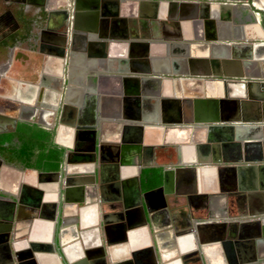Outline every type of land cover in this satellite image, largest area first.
Instances as JSON below:
<instances>
[{
	"label": "crops",
	"instance_id": "crops-1",
	"mask_svg": "<svg viewBox=\"0 0 264 264\" xmlns=\"http://www.w3.org/2000/svg\"><path fill=\"white\" fill-rule=\"evenodd\" d=\"M47 1V21L0 56V134L50 133L67 169L41 181L0 157V224L15 250L35 245L41 264H225L215 224L240 259L249 242L264 257V103L245 98L264 80V0ZM207 126L229 129L217 153ZM150 170L168 185L142 190L139 208L133 180ZM126 211L136 231L119 222ZM9 256L2 246L0 264Z\"/></svg>",
	"mask_w": 264,
	"mask_h": 264
},
{
	"label": "water",
	"instance_id": "water-1",
	"mask_svg": "<svg viewBox=\"0 0 264 264\" xmlns=\"http://www.w3.org/2000/svg\"><path fill=\"white\" fill-rule=\"evenodd\" d=\"M250 4V2H249ZM158 4H156V2H153V7H156ZM263 10L259 13L260 15H264V7L262 8ZM138 17L143 20L144 17L142 16V13H140V15L138 14ZM153 18H154V15H153ZM144 22L146 23V21L144 20ZM221 82V81H219ZM246 87H247V92H246V96L245 98H247L248 100H251L253 99V97L256 99H258L261 103H264V80L262 82H258V81H255L253 83H247L246 84ZM250 87H255L256 88V91L257 94L256 95H253L252 92H251V89ZM259 87H262V91H260ZM257 89H259L257 91ZM244 98V97H242ZM222 122V121H221ZM264 128V126H263ZM182 129H185L184 131L186 132V138L189 136V129L187 127L185 128H182ZM207 130V131H206ZM164 131V130H163ZM206 131L205 133H207V136H206V139H204V142L206 144L209 145V150L211 153H217L219 147L215 146L214 144H221V149H224L226 147V144L227 142H230L229 139L226 138V135H227V132L229 131V129H227L226 127H221V126H207L206 129H200L199 132H204ZM95 134L92 133L91 134V137H94ZM96 142V141H95ZM94 145H96V143H94ZM264 146V144H263ZM95 153V149H91V151H86V153L88 154L87 156H85L84 158L86 159H89V160H92L93 156H94V153ZM90 154H93L92 157L89 155ZM68 157L67 153L66 152H63L62 154V159H61V163H60V167H59V170L55 173H38V171L36 170H33L34 173H37L40 175V180L42 181V179H47L49 176H54V178L60 176V174L62 173V171L64 169H67L64 165H65V162H66V158ZM78 169V168H77ZM80 169V168H79ZM169 176L170 174H168V172L166 171H163L162 172V184L159 188L155 189V190H152V191H148V193L146 194H157V193H163V191H166V187L168 185V181H169ZM133 182L136 184V192H138V195L136 196L137 199H136V203H135V206L137 207H142V195L144 196L145 194H142L140 192V178H139V175L134 178ZM100 183L102 184L103 182L100 181ZM45 187H42L40 186V189H44ZM48 191H53V195H56L54 194L56 191H59L58 190V186L56 185H51L49 186L48 188ZM47 191V192H48ZM58 196V195H57ZM44 198H42L43 200L45 199V196H43ZM146 197V196H144ZM128 207H125V210H127ZM127 214L128 212L126 211L125 212V216L124 217H120V221L121 222V225L123 228H125L127 231L131 232V231H136V229L138 228V226H133L131 224H129L127 221ZM124 218L126 220H124ZM106 225V224H104ZM207 226V225H206ZM205 226V228H206ZM209 227V230H212L210 229V227H213L214 230L213 231H216L215 233V240L218 241L217 244H215V249L219 250L220 248H222L223 246V240H224V236L221 235V232L218 233L217 231V228L218 227H223L222 225H208ZM105 231H106V227H105ZM136 233V232H135ZM183 235H187L188 236V233H184ZM15 236L12 237V241L10 242V235H9V230H8V227H5L3 226L2 224H0V248L3 246V247H6L9 249V253H10V256H9V264H30L28 263L29 261L30 262H33L32 259H36L38 260V264H41L40 263V260H39V255L38 253H36L35 251H39L35 245H32L30 244V247H29V250L27 251H21V250H15ZM193 240V239H192ZM251 244V242H249ZM55 246L56 248L58 249L59 253L61 254V256H64L65 252H64V245L62 244V242L60 240H57L55 242ZM204 253V248L202 249ZM223 251V250H222ZM88 254H86V256L84 257V260L82 261L83 263L85 264H89L86 260L89 258L87 256ZM203 255V254H202ZM239 255L235 254H232L231 257H232V262H229V261H226L225 260V264H264V257H258L257 255L253 254V255H248L247 258H244V259H240L238 257ZM29 258V259H28ZM225 258V257H224ZM29 260V261H28ZM28 261V262H26ZM90 264H94V262H90ZM104 264H110V263H107L106 260L104 262Z\"/></svg>",
	"mask_w": 264,
	"mask_h": 264
},
{
	"label": "trees",
	"instance_id": "trees-1",
	"mask_svg": "<svg viewBox=\"0 0 264 264\" xmlns=\"http://www.w3.org/2000/svg\"><path fill=\"white\" fill-rule=\"evenodd\" d=\"M12 138L17 140L16 146L10 144ZM50 140V133L34 126L20 125L14 134L0 136V157L8 164L20 165L39 172L55 173L59 170L63 150L53 146ZM4 144L6 146H3ZM142 183L144 191L160 187L161 170L143 172Z\"/></svg>",
	"mask_w": 264,
	"mask_h": 264
},
{
	"label": "flooded vegetation",
	"instance_id": "flooded-vegetation-1",
	"mask_svg": "<svg viewBox=\"0 0 264 264\" xmlns=\"http://www.w3.org/2000/svg\"><path fill=\"white\" fill-rule=\"evenodd\" d=\"M38 4L42 6V11H31L29 8L27 9L23 4L19 5L15 1L9 3L7 0H0V56L5 57V62L8 60V51L13 49V47L8 48L7 43L11 40L14 41L18 36L22 37H27L31 33L30 31V26H37L42 22H46L47 19H44L45 17L43 16V11L45 10V7L48 4L47 0H38ZM3 103L0 102V105ZM4 104L6 105V102L4 101ZM2 112L4 114H8L13 116L14 112L13 110H8V109H2ZM21 125V124H20ZM16 125L15 128L11 131V133L5 134V135H11L14 134L18 128ZM22 125H28V126H34L30 124H22ZM35 127V126H34ZM4 135V134H0ZM10 144L12 146L17 145V140L15 138H12L10 141ZM3 146H6L5 144ZM35 160V158H34ZM13 165V164H10ZM15 165V164H14ZM18 166V165H15ZM20 166V165H19ZM76 171H80L79 169H76ZM140 177V192L143 189V183H142V174L139 176ZM159 188V187H158ZM157 189V188H156ZM155 190V189H154ZM152 191V190H150ZM142 193V192H141ZM143 194V193H142ZM138 195V192H136V196ZM191 218H196L192 215ZM253 237H257L256 235ZM255 244V243H254ZM251 245L253 247L252 251L249 253V255L255 254V245ZM233 246H231V243H226V241L223 243L222 250H223V255L225 257L226 261L232 262V257L231 255L235 253L233 251ZM228 262V264H229ZM103 263V262H102Z\"/></svg>",
	"mask_w": 264,
	"mask_h": 264
},
{
	"label": "bare ground",
	"instance_id": "bare-ground-1",
	"mask_svg": "<svg viewBox=\"0 0 264 264\" xmlns=\"http://www.w3.org/2000/svg\"><path fill=\"white\" fill-rule=\"evenodd\" d=\"M138 232H139V231H137L136 233H132V238L135 237V239H136V237H137V233H138ZM207 250H208V249H206V252H205V253L208 255V251H207ZM207 255H206V256H207Z\"/></svg>",
	"mask_w": 264,
	"mask_h": 264
},
{
	"label": "rangeland",
	"instance_id": "rangeland-1",
	"mask_svg": "<svg viewBox=\"0 0 264 264\" xmlns=\"http://www.w3.org/2000/svg\"><path fill=\"white\" fill-rule=\"evenodd\" d=\"M22 56V55H21ZM19 60V59H18ZM18 63V62H17Z\"/></svg>",
	"mask_w": 264,
	"mask_h": 264
}]
</instances>
